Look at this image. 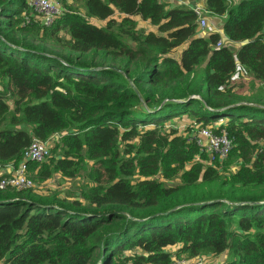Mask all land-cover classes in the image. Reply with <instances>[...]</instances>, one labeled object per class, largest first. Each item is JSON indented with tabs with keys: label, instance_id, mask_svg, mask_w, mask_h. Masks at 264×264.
Listing matches in <instances>:
<instances>
[{
	"label": "trees",
	"instance_id": "obj_1",
	"mask_svg": "<svg viewBox=\"0 0 264 264\" xmlns=\"http://www.w3.org/2000/svg\"><path fill=\"white\" fill-rule=\"evenodd\" d=\"M56 1L44 26L0 0V163L57 135L27 176L85 181L77 197L1 190L0 264H264V0H204L224 16L221 46L183 4ZM184 114L185 131L166 126ZM193 124L227 130L228 156L205 164Z\"/></svg>",
	"mask_w": 264,
	"mask_h": 264
},
{
	"label": "built area",
	"instance_id": "obj_2",
	"mask_svg": "<svg viewBox=\"0 0 264 264\" xmlns=\"http://www.w3.org/2000/svg\"><path fill=\"white\" fill-rule=\"evenodd\" d=\"M25 2L29 12L35 15L44 26H50L54 22V19L62 13L56 0H25ZM181 3L184 5L185 2L181 1ZM188 6L196 14L197 26L202 29L207 28L206 15L210 12L205 7L197 4L189 3ZM24 16H26L25 12ZM26 20L29 21L27 16ZM209 32H218L220 34L221 38L218 40L217 46L229 42L222 32L220 33L218 30H211ZM191 126L193 127V133L190 139L208 155L205 164L209 165L216 160H222L228 156L233 146V138L227 130L215 131L212 126L200 127L199 124H193ZM186 127H188V123L178 125V128L182 131H185L183 129ZM52 138L46 141L34 138L24 151L23 158L19 164L9 163L2 165L0 163V191L7 188L24 189L34 186L32 179L27 176V162H41L47 159L50 156ZM171 264H202V260L198 258L195 260H187L181 257L174 258Z\"/></svg>",
	"mask_w": 264,
	"mask_h": 264
},
{
	"label": "rangeland",
	"instance_id": "obj_3",
	"mask_svg": "<svg viewBox=\"0 0 264 264\" xmlns=\"http://www.w3.org/2000/svg\"><path fill=\"white\" fill-rule=\"evenodd\" d=\"M237 1L238 0H230V4L234 5ZM168 4L170 7H173V5H175L171 3H168ZM206 18H207V26H206L207 28L205 29L198 28L197 34H199V36L200 35L202 36L208 33L209 31L213 30L212 24H215V27H218L217 25L219 24V18L214 17L212 14H208V16L206 15ZM135 19L137 21V25L139 28H142L146 31H154V32L157 31L155 26H152L148 22L141 20L138 16H136ZM221 20L223 22L224 16H222ZM92 22L98 26H101V27L104 26L102 21L92 19ZM184 46L185 44L174 53V56L177 57L179 54V51ZM230 48L235 49L236 45L235 44L231 45ZM253 92L255 94H258L259 92L264 93V83H261V82L257 83L256 87L253 88ZM177 119L178 120H172V121L166 122V126H171V125L178 124V123L187 124L191 122L190 120H192L193 118L187 114H184L180 117H177ZM58 138L59 136L57 135L53 136V139H55L54 141H56ZM84 181H85V178L83 176L74 177V178H63L60 175L55 174L52 178L48 179L47 181L43 183H36L34 186H35V189H37L39 192H43L44 194H46V192L50 193V192L55 191L61 197H65L68 194H73V197H77L78 188ZM169 249L175 250V247H170ZM182 258H185L187 260H195L196 258H198L202 260V264H224L225 261L228 260L229 256L227 255V253H224L219 256H212L209 253H201L199 255H194L191 257H187L185 255V256H182Z\"/></svg>",
	"mask_w": 264,
	"mask_h": 264
},
{
	"label": "crops",
	"instance_id": "obj_4",
	"mask_svg": "<svg viewBox=\"0 0 264 264\" xmlns=\"http://www.w3.org/2000/svg\"><path fill=\"white\" fill-rule=\"evenodd\" d=\"M165 2L167 3H171V4H182L181 1H184V5L188 6L189 3H193V4H197V5H200V6H204V0H164ZM189 7V6H188ZM190 8V7H189ZM208 14H211V13H208ZM207 14V16H208ZM214 17H217L219 18V24L217 25L218 27H215V24H212V28L213 30H218L220 31V33L222 32V16H218V15H214L212 14ZM207 35V34H206ZM227 43V42H226ZM236 47L238 46V44H235ZM175 120H178L177 118ZM179 124V123H178ZM53 137V136H52ZM53 139V138H52ZM54 140V139H53Z\"/></svg>",
	"mask_w": 264,
	"mask_h": 264
}]
</instances>
